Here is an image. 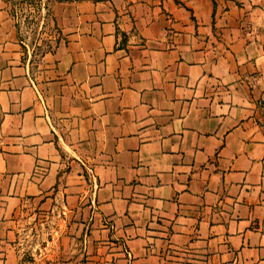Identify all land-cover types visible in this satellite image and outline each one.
Returning a JSON list of instances; mask_svg holds the SVG:
<instances>
[{
    "label": "crops",
    "instance_id": "0c3cea01",
    "mask_svg": "<svg viewBox=\"0 0 264 264\" xmlns=\"http://www.w3.org/2000/svg\"><path fill=\"white\" fill-rule=\"evenodd\" d=\"M50 16L32 51L0 0V264L36 210L48 264H264V0Z\"/></svg>",
    "mask_w": 264,
    "mask_h": 264
},
{
    "label": "rangeland",
    "instance_id": "374dc122",
    "mask_svg": "<svg viewBox=\"0 0 264 264\" xmlns=\"http://www.w3.org/2000/svg\"><path fill=\"white\" fill-rule=\"evenodd\" d=\"M8 1L25 48L42 51L52 47L57 31L50 15L56 0ZM52 225L53 218L43 211H23L22 222L18 225L21 264H48V255L52 254L49 239L55 234Z\"/></svg>",
    "mask_w": 264,
    "mask_h": 264
}]
</instances>
